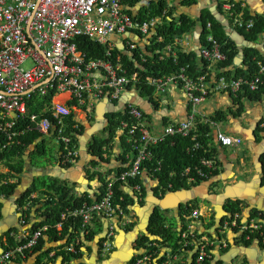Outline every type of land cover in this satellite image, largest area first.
<instances>
[{"label":"built area","instance_id":"built-area-1","mask_svg":"<svg viewBox=\"0 0 264 264\" xmlns=\"http://www.w3.org/2000/svg\"><path fill=\"white\" fill-rule=\"evenodd\" d=\"M180 2L181 0H0V137H4L8 144L35 127L43 136L48 135L58 145H64V163H74L80 152L71 144L76 135L74 131L79 130V126L74 125L73 131L67 133L66 118L72 114L68 105L70 101L80 99V103L84 104L85 101L81 99L84 94L92 99L108 97L119 100L129 87L136 88L145 83L155 87L157 94H163L181 79L191 107L186 121L170 124L161 134H156L148 128L139 108L132 104L126 108L129 121L123 122L122 128L126 131L128 142L133 143L136 148V160L120 176L109 178L111 181L107 183L106 193L101 200L71 213V216L81 218L86 227L96 215L119 219L123 225H129L131 221L127 219L125 210L120 205H114V185L117 182L127 185L130 179L135 180L141 176L142 164L151 156L152 146L167 137L190 136L195 131L200 116L198 106L211 94H236L245 86L256 92L262 85L259 77L252 80H227L222 77L211 84L206 76L190 79L182 74L179 77L158 79L148 78L137 72L128 75V70L122 67L120 56L116 62L112 60V53L117 48L113 37L123 39L122 43L130 50L138 47L136 39H140L142 45H149L150 41L155 44L165 43L164 36L159 35L158 31L171 21L170 13ZM151 4L164 5L162 14L154 16L149 10ZM221 8L233 29L250 31L254 27L255 21L245 18L247 12L244 3L225 2ZM207 28L212 30V23ZM79 37L107 45V58L88 60L79 50L76 41ZM183 40L176 38L175 43L181 44ZM208 42L212 46L203 48L202 58L211 64L225 61L226 55L222 53L213 35L208 37ZM171 47L167 45L166 50L171 51ZM263 72L264 66H261V73ZM50 92H55V96L46 112L49 110L55 123L49 117L40 118L32 113L28 105L34 96H46ZM60 95H67L66 102L55 103L54 99ZM201 122L210 123L214 127L218 125L205 117ZM19 123H23V130ZM217 141L226 147H239L243 143L240 137L229 136L220 131L217 132ZM199 148L201 145L196 143L194 149ZM201 163L203 167L212 170L217 168L216 161L211 159H204ZM189 171L187 169L186 173ZM198 172L201 176L204 175L201 169ZM132 187L141 192L138 184ZM197 216L195 213L194 217ZM239 218L236 215L231 224L225 223V227H236ZM251 229L261 230L262 227L255 224L251 225ZM46 231L47 228L38 230L30 234L24 245L2 253L0 264L25 258L27 250L33 249ZM207 245L200 247V264L208 256ZM74 247L76 246L72 245L68 248L72 254L77 253ZM111 248V243H105L104 253H109ZM142 262L138 261V264Z\"/></svg>","mask_w":264,"mask_h":264},{"label":"crops","instance_id":"crops-1","mask_svg":"<svg viewBox=\"0 0 264 264\" xmlns=\"http://www.w3.org/2000/svg\"><path fill=\"white\" fill-rule=\"evenodd\" d=\"M182 1L175 6L178 9L177 14H186L195 20H200L203 15L211 14L227 26L229 21L221 8L225 2L244 3L247 14L260 16L264 19V0H198L191 6L183 5ZM227 29L230 32V38L239 51L234 66L230 70H234V67H246L245 52L247 50L258 49L261 54H264V35L258 43H250L246 39V33L233 28ZM201 30L202 26L199 22L198 26L181 42L185 50L194 52L199 57H202L201 52L204 48L201 43ZM113 40L119 48H122L119 37H113ZM217 65L218 62H213L209 69H217ZM168 94H171L170 98ZM161 95L162 97H160ZM156 97L155 103L158 106L150 103L139 91L132 90L124 93L119 100H112L108 97L89 98L86 103H80L82 108H71L78 125L84 129L83 135L79 137L80 159L67 167V163L58 161L57 152L54 155L56 157L53 158L55 161L52 160L47 165H41L40 163H32L30 153L28 156L30 164L26 163V173L23 175L22 183L18 189L21 187L30 188L34 181L40 177L55 178L69 181L75 187L78 196L87 194L93 200H97L101 195L104 183H107L106 180L115 175L108 172L120 167L121 164L117 161V157L125 151L120 148L118 139L117 147L114 149L115 156L109 164L94 159L88 153L89 143L95 137L103 136L109 124V115L125 112L126 107L132 104L145 112L148 116L146 119L148 128L156 134H161L164 128L170 124L180 123L188 119L191 107L183 86L180 84L171 85L164 94H157ZM66 98L67 95H60L54 99V102L64 103ZM236 98L235 95L226 92L215 93L198 106L200 113L198 121H201L203 117L211 119L218 111L226 114L224 121L218 122L217 127H211V146L216 150L218 163V175L216 177L189 189L170 192L161 186L153 171L144 170L140 176V185L138 184L141 187V192L135 191L131 184L124 187L125 193L133 199L129 206L130 213L127 214V219L131 221L133 228L123 225L119 219L105 217L101 219L103 232L108 227L106 233L109 232L112 235H105L102 238V240L106 239L104 244L111 243L112 248L109 253H104L103 247L100 245L102 241L98 243L97 237L89 240L84 233H81L80 240L74 237L69 244L67 241L71 234L60 242L50 241L49 236L45 234V245L41 252L30 254L31 256L27 254L25 258H16L4 264H65L69 261L65 262L63 253L70 258L71 255L75 254L68 251L69 246H77L80 243L81 258L68 264H138V261H143L141 264H157L158 258L161 256H166L168 259L172 258L173 261L170 264L180 262V264H191L193 253L184 252L182 257L180 255L175 256L172 247L168 244L162 246L155 241L157 239L149 231L150 223L148 225L153 213L159 209L167 217L166 226L172 225L179 232L181 230L180 210L187 205H193L197 211H200V217H202L201 221L198 222L200 231L204 230L203 221L204 225L210 224L211 221L216 223L208 231L213 238L217 239L216 246L212 251L211 264H264V244L261 245L257 238L249 240V236L247 239H243L242 232L246 231L245 229L235 231L223 227V230L216 232L222 219L227 215L224 209L230 200L239 201L242 204V222H251L250 224L255 225L263 221L259 217L252 220L249 217L254 210L264 214V95L258 100H250L248 97H244L241 108L236 105ZM219 131L229 136L240 137L243 141L242 145L239 147L221 146L217 141V132ZM29 151L33 152L34 150L31 148ZM127 157L130 161L135 158L133 153L128 154ZM93 161L100 164L94 167L92 166ZM7 171L0 165V173ZM93 173H101V176L97 175L91 178L90 175ZM159 200L164 202L163 205L158 203ZM3 208L6 210V214L5 216L2 215L0 220V255L8 245V235L14 236L19 242L26 241L29 230H25L32 224L43 223L47 219L42 217L41 205H39L30 213L29 223L21 227L22 218L18 222L20 212L15 211L14 202L7 201ZM92 226L95 227L94 224ZM45 228L48 229L46 226L42 229ZM58 229L60 231L62 226ZM220 233L225 235L222 241H218L217 238ZM143 237H149V241L154 242L153 248L149 246L148 252L146 247L141 246L140 241ZM247 241L249 242L247 243ZM225 242L228 243L226 248L223 247ZM45 252L49 253L42 257L41 255Z\"/></svg>","mask_w":264,"mask_h":264},{"label":"trees","instance_id":"trees-1","mask_svg":"<svg viewBox=\"0 0 264 264\" xmlns=\"http://www.w3.org/2000/svg\"><path fill=\"white\" fill-rule=\"evenodd\" d=\"M197 2L198 0H183L182 4L191 6ZM164 8L165 7L162 4L160 6L151 4L149 10L152 11L154 16H157L162 14ZM177 11L178 9L176 7L172 9L170 13L171 21L164 24L158 31L159 35L164 36L165 43L158 42L155 44L150 41L149 45H142L140 39H136L138 47L135 50H130L126 44L122 43V48L117 46V48L114 49L112 60L116 62L117 57L120 56L122 67L128 70V75L137 72L139 75L148 78L166 79L170 77H179L182 74L190 79H198L206 76L207 81L212 84L222 77H225L227 80H252L259 77L262 81V85H260L258 91L252 92L247 86H245L242 91L236 94H230L237 97L236 105L240 108L242 107L241 104L244 97H248L250 100L260 99L264 95V72L261 73V66H264V54H261L258 49L247 50L245 52L246 67H234V70H230V68L234 66V61L239 54L238 48L230 38V32H228L227 29H231L232 25L230 23L227 26L224 25L221 20L216 19L211 14L208 16L203 15L200 20H195L189 15L182 13L177 14ZM245 18L253 19L255 21L254 27L250 31L242 29L237 30L246 33V39L250 43H258L264 35V19L260 16H251L247 13ZM199 22L202 26L200 35L202 45L204 47H211L212 43L208 42V37L213 35V38L220 45L222 53L226 55L225 61L218 62L217 69L210 70V62L199 57L194 52H188L181 46V44L175 43L176 38L184 39L185 36L198 26ZM209 23H212V30H208L207 28ZM76 41L79 45V50L86 55L88 60L107 58V51L109 49L107 45L95 43L86 37H79ZM122 41L123 39H121V42ZM167 45L172 46L171 51L166 50ZM177 81H179L178 84L182 86L181 79ZM132 90L139 91L143 97L150 101V103L157 105L155 100L158 91L155 87L149 86L145 83L137 85L136 88H128V92ZM54 96L55 92H50L46 96H34V99L28 104L32 113L39 115L40 118L49 117L52 122L55 123L56 121L53 116H51L49 110L46 112V109L51 106ZM89 98L90 97H88L87 94H84L81 99L86 103ZM79 100L75 99L71 103H68L69 107L72 109L75 107L82 108ZM126 108H128V106ZM141 111L144 114V118L147 119L148 116L143 110ZM127 113L128 112L125 111L109 115V124L105 129L103 136L95 137L88 146V153L91 156L94 158H100L102 162L109 164L113 156H115L114 149L117 147V140L119 139L120 148H123L125 151L117 157V161L121 164L120 167L108 172L109 174H115L114 176H120L124 171L128 170L137 157L135 146L133 143L128 142L126 131L122 128V123L129 121ZM225 119L226 114L218 111L209 120L218 123ZM66 123L67 133H70L71 130L73 131L74 125H78L73 110L70 117L66 118ZM20 125L21 124L19 123V126ZM211 127L210 123L201 122L199 120L197 121L195 131H193L190 136L167 137L163 141H160L159 144L152 146L150 149L151 156L142 164V172L144 170L153 171L161 186L167 188L170 192H175L180 189H189L216 177L218 175V163L216 159V150L211 146ZM21 128V130H23V123ZM74 132L76 135L73 137L71 146L76 148V150H79V137L83 135L84 129L80 125L79 130ZM45 142L44 136L35 127L27 130L25 134L18 136L15 141L10 144L7 143L4 137H0V165L8 170L6 173H0V199H9L13 197L16 190L21 185L23 175L26 173V152L35 146V150L31 152L30 158L38 156L45 157L48 155ZM196 143H199L201 148L194 149ZM219 144L221 145V143ZM59 148L57 159L58 161L64 162V154L66 153L64 145H59ZM130 153H133L135 157L132 161L127 157ZM51 159H53V157ZM79 159L80 156H78L76 160L78 161ZM204 159L216 161L217 168L212 170L203 167L201 162ZM49 161L52 162V160ZM67 164V167L72 165V163ZM99 164L100 163L97 161L92 162V166L94 167H97ZM187 169L190 170L189 173H186ZM199 169L202 170L204 175L201 176L199 174ZM97 175L101 176V173H93L90 177L93 178ZM139 180L140 177L135 180L130 179L129 184L140 185ZM125 186V183L122 182H117L114 185V205H120L125 212L129 214V206L132 204L133 199L129 194L125 193ZM106 187L107 183L105 182L104 187L101 190L102 195L106 193ZM28 189L29 190H27L18 201V211L28 224L32 210L41 205L42 217L47 219L43 223L34 224L29 230V233L33 234L45 226L48 227V229L46 232L42 233L37 245L31 250H27L26 255H33L42 251L45 245V234L49 236V240L52 242L63 241L71 234L67 244H69L74 237H77L80 240L79 237L81 233H85V236L89 240L102 234V216L96 215L92 223L85 228L83 227L81 218L71 216L72 212L83 208L85 205H90L95 201H99L102 195L97 200H93V198L87 194L78 196L75 187L72 186L69 181H62L55 178H37ZM35 194H37L36 197H34ZM3 207L4 205L0 201V220L3 217ZM224 210L227 215L222 219L220 227L216 232H218V230H223L222 228L225 227L226 222L231 224L235 220L236 215L240 216L237 220L236 227L230 225L228 229L242 231L243 227L250 225L251 222H242L241 215L243 207L239 201H228ZM195 213H197V217H194ZM179 216L181 220V230L178 232L172 225L169 227L166 226L167 217L165 216V213L159 209L153 213L150 220L149 231L150 234L157 239L155 241L162 246H167L168 244L172 247V251L177 257L179 255L182 257L184 252H187V254L193 253L191 264H200L198 263V258L200 255V247L203 245L208 244L206 252L210 257L213 256L212 251L214 250L216 239L213 238L208 231L215 226L216 223L211 221L210 224L204 225L203 221L202 227L204 230L200 231L198 222L201 221L202 217H200V211H197L193 205L183 206L180 210ZM258 217L264 221V214L258 210H254L249 218L252 220ZM59 224L62 226L60 231L58 229ZM93 224L95 226L94 228L92 226ZM258 224L261 225V230L248 229L243 232H246L244 234L245 239H247L248 236L250 237L249 240L257 238L262 245L264 244V224ZM127 226L133 228L132 223ZM217 238L221 239L222 236L218 234ZM26 241L19 242L14 236L8 235V245L6 246L5 251H9L18 245H24ZM105 241L106 239L102 240L100 243L101 247H103ZM248 242L249 241H247V243ZM140 243L141 246L146 247L145 249L147 252L149 246L153 248L152 245L154 244V242L149 241V237H143ZM80 247L81 243L80 245H77L79 254L76 253L75 255H71L70 258L63 253L66 260L65 262L69 261V263H72L73 261L80 259ZM47 253L49 252H45L41 256L43 257ZM172 261V258L168 259L166 256H161L158 258L157 264H170ZM210 261L209 258H206L201 264H211Z\"/></svg>","mask_w":264,"mask_h":264},{"label":"rangeland","instance_id":"rangeland-1","mask_svg":"<svg viewBox=\"0 0 264 264\" xmlns=\"http://www.w3.org/2000/svg\"><path fill=\"white\" fill-rule=\"evenodd\" d=\"M144 12V11H143ZM168 96H169V98L171 97V94H168ZM160 97H162V95L160 96ZM56 101H58L57 99H56ZM44 140L46 141L45 143H46V146H47V150H48V155L47 156H42V157H31V161H32V163H34V164H36V163H40L41 165H47L48 164V161L49 160H53V159H51L52 157L54 158V157H56V156H54L55 154H57V152L59 151V145H58V143L56 142V140L55 139H53V138H51V137H49L48 135H45L44 136ZM26 155H27V152H26ZM26 157V156H25ZM53 161H55V160H53ZM2 169V168H1ZM41 179H44V178H47V177H40ZM107 179V178H106ZM107 181V183L109 182V181H111V179H109V180H106ZM102 195V194H101ZM100 195V196H101ZM103 198V195L101 196V198H100V200ZM22 218V217H21ZM65 218V217H64ZM22 220H24V218H22ZM25 221V220H24ZM20 222V221H19ZM26 222V221H25ZM21 227H24V226H26L27 225V223H24L23 221L21 222ZM83 227L85 228L86 226H84L83 225ZM28 233H29V231H28ZM85 234V233H84ZM109 235V232H108V234H107V236ZM28 237L30 238V233L28 234ZM102 241V239L100 240V242ZM27 242V241H26ZM104 246V245H103ZM77 247V246H76ZM76 247H74L75 248V250L77 251V253H78V249L76 248ZM14 249V248H13ZM12 250V249H11ZM4 252H7V251H4ZM3 252V253H4ZM74 254H76V253H74ZM209 257V255L207 256V258ZM69 262H67V263H65V264H68Z\"/></svg>","mask_w":264,"mask_h":264},{"label":"water","instance_id":"water-1","mask_svg":"<svg viewBox=\"0 0 264 264\" xmlns=\"http://www.w3.org/2000/svg\"><path fill=\"white\" fill-rule=\"evenodd\" d=\"M32 149L33 150H35V146H33L32 147ZM32 151H28L27 152V155H26V157H25V159H29V155H30V153H31ZM94 159H98V160H100V158H94ZM101 161V160H100ZM27 164H30V161L28 160L27 162H26ZM61 165V164H60ZM62 179V178H61ZM28 190V187H27V189H25V188H19V189H17L16 190V193L14 194V196L12 197V198H10L9 200H5V199H0V201L3 203V205H6V203H7V201H12V202H14V204H15V211L17 212L18 211V201H19V199L23 196V194L26 192ZM158 203H160V205H163V201H161V200H159V202ZM5 209L3 208V210H2V215L3 216H5V214H6V210L4 211ZM21 214H20V216H19V218H18V222L20 221V219H21ZM149 223H150V220L148 221V225H149ZM262 223H264V221H262ZM33 225L34 224H32L29 228H27L25 231H28V230H30L32 227H33ZM147 225V226H148ZM108 228V227H107ZM107 228L105 229V231L102 233V234H100L99 236H97V242L99 243L100 242V240L103 238V237H105V235H107ZM148 233V232H147ZM169 259H171V258H169Z\"/></svg>","mask_w":264,"mask_h":264},{"label":"flooded vegetation","instance_id":"flooded-vegetation-1","mask_svg":"<svg viewBox=\"0 0 264 264\" xmlns=\"http://www.w3.org/2000/svg\"><path fill=\"white\" fill-rule=\"evenodd\" d=\"M246 233V232H245ZM244 232H242V237H243V239H245V237H244V234H245ZM223 234L224 233H220V235L222 236V238L220 239V238H218V241H222L223 240V238H224V236H223ZM216 241H217V239H216ZM263 242H264V240H263ZM215 245V244H214ZM216 246V245H215ZM223 247H228V243H223ZM223 247H221V248H223ZM209 258V260H212V258L209 256L208 257Z\"/></svg>","mask_w":264,"mask_h":264},{"label":"clouds","instance_id":"clouds-1","mask_svg":"<svg viewBox=\"0 0 264 264\" xmlns=\"http://www.w3.org/2000/svg\"><path fill=\"white\" fill-rule=\"evenodd\" d=\"M256 224H258V223H256ZM251 225H253V224L246 225L247 229H245V230L251 229ZM258 225H260V224H258ZM260 226H261V225H260Z\"/></svg>","mask_w":264,"mask_h":264}]
</instances>
